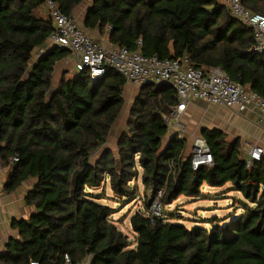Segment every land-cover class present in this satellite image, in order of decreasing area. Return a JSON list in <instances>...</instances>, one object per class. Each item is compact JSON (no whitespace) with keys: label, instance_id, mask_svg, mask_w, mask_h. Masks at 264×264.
Returning <instances> with one entry per match:
<instances>
[{"label":"trees","instance_id":"16d2710c","mask_svg":"<svg viewBox=\"0 0 264 264\" xmlns=\"http://www.w3.org/2000/svg\"><path fill=\"white\" fill-rule=\"evenodd\" d=\"M54 1L72 15L84 0ZM242 2L264 14V0ZM45 3L0 0V154L3 165H12L4 189L13 192L34 180L24 196L33 211L11 220L17 236L8 239L0 264H65V254L74 262L90 256V264H264V157L248 166L240 139L229 141L223 130L205 127L201 136L214 165L194 170L186 139L166 120L179 102L167 84L141 86L117 154L101 149L124 106L127 81L113 69L97 81L84 71L64 74L54 88L55 66L71 50L46 49L54 25L50 12H42ZM109 25L114 45L162 59L188 56L196 68L221 67L264 95V54L254 51L252 28L221 0H92L84 26L105 31ZM139 166L151 199L131 219L133 248L113 220L114 209L87 190L108 180L116 196L134 199L130 182ZM205 182H231L253 206L211 229L152 215L160 191L166 206L181 195L200 197Z\"/></svg>","mask_w":264,"mask_h":264},{"label":"built area","instance_id":"2783aa9c","mask_svg":"<svg viewBox=\"0 0 264 264\" xmlns=\"http://www.w3.org/2000/svg\"><path fill=\"white\" fill-rule=\"evenodd\" d=\"M229 9L231 15L250 26L254 34V51L264 54V14L248 9L242 0H221ZM52 18L54 30L48 43L51 46H61L71 50L75 59L76 74L88 71L93 80L104 77L108 69H113L124 76L127 83L144 86L147 84H167L174 88L178 96V105L166 120L170 128L184 131L179 121L181 114L193 99H202L210 104L236 109L238 112H252L264 120V95L245 88L239 82L233 81L221 67L196 68L190 63L189 57L182 59H162L157 54L145 55L140 49L130 50L127 47L113 45L107 47L89 36L72 15L65 14L54 0L45 3ZM112 26H107L110 32ZM142 45V40L138 41ZM44 49H41V52ZM176 124H172V119ZM182 136V135H181ZM194 170L202 166L214 165L213 154L203 137H197L189 154ZM264 157V147L250 144L247 152V163L261 160ZM13 160H18L17 156ZM3 158L0 154V169ZM162 191L154 201L151 213L162 215L160 198ZM65 264H90V256L74 262L69 254L64 256ZM29 264H40L31 260Z\"/></svg>","mask_w":264,"mask_h":264},{"label":"rangeland","instance_id":"374dc122","mask_svg":"<svg viewBox=\"0 0 264 264\" xmlns=\"http://www.w3.org/2000/svg\"><path fill=\"white\" fill-rule=\"evenodd\" d=\"M86 2L88 3L90 1L87 0ZM42 12L46 14V16L49 15V10L45 5L42 7ZM75 19L81 25L80 19L76 17ZM49 46L51 45L47 43L46 49L49 48ZM37 53L35 54L34 58H36V56L38 55ZM64 65V68L66 67L69 69L68 72H66L68 74V77H74L76 75L75 64H73L72 62L64 63ZM64 68L61 63H59V65L55 68L53 74L54 88L60 82V76L62 75V71ZM140 90L141 86L127 83L124 91V106L119 114L118 119L116 120L110 131L108 142L104 144L101 149L109 147L117 150L116 152H118V148L116 146L123 131L127 128L131 109L135 101L137 100ZM171 123L176 124V120L173 118ZM180 123L183 122L180 120ZM242 128L243 126H237L236 129L234 128L235 130L227 129L228 131H226L225 133L229 141L240 139L242 143L243 155L247 157V152L250 148V144H258L264 147V142L261 141V137H255L256 135L262 136V134H264V131H262L261 129L257 130L256 128L254 131V133L256 134L253 133L252 136L247 135L248 140H246V135H244L245 131L243 132ZM195 134L198 135V131ZM195 134H193V141H189L190 143L187 144V155H189L192 151V146L195 141ZM169 140L170 136L165 138L163 147L167 146ZM101 149L94 156L93 161L96 159V157H98V155H100ZM11 169V164H4L0 169V173H3L6 181ZM138 170V177L130 182L131 186L136 188L137 192V196L134 199L128 200L127 198L116 196L113 193L108 180L103 182L100 187L90 188L87 190V192L94 194V196L92 197L93 200H95L97 203L110 206L114 209L115 212L113 214V220L117 227L129 237L131 247L133 248H136L137 246V234L132 229L131 219L138 211H145L146 201L151 199V192H147L142 181L143 168L139 166ZM29 182H31V180L25 182L21 187H25V185ZM28 190L29 189H27L26 192ZM201 192L202 193L200 197L194 198L181 195L172 204L166 206L161 205L162 213L167 216L172 222L184 224L189 229L197 226L211 229L215 222H219L223 226L229 224L231 221L243 214L246 205H252L242 196V193L237 192V190L235 189V184L230 182L227 183L226 186L224 185L221 187H208L205 182L201 187ZM153 205L154 202L152 203V206Z\"/></svg>","mask_w":264,"mask_h":264},{"label":"crops","instance_id":"0c3cea01","mask_svg":"<svg viewBox=\"0 0 264 264\" xmlns=\"http://www.w3.org/2000/svg\"><path fill=\"white\" fill-rule=\"evenodd\" d=\"M86 1L87 0H84L79 6L74 9L72 16L80 19L82 28L93 39L107 47L113 46L114 44L110 41L109 32H107L106 30L101 31L98 28L89 29L84 26L86 14L88 12V9L92 5V0H89L90 2L88 3ZM72 62L73 64H75V59L71 54L64 60L59 61L56 64L55 68L59 65V63H61L64 68V63ZM68 70L69 69L66 67L63 69V73L60 76V79L63 74H66V72H68ZM180 120L184 123H181L182 126H184V131L180 132V134L183 138L186 139L187 143H190L189 141H193V134H195L197 131L199 134L194 135L195 139L197 137H202L201 130L205 127L211 129L219 128L226 132L228 131L227 129L235 130L237 126H243L242 130L243 132L245 131L244 135H246V140H248V136H252L256 128L257 130L261 129L262 131H264V120H262L252 112H238L236 109H229L224 106L210 104L202 99H193L187 106L185 111L181 114L179 121ZM172 131L179 132L177 128H172ZM255 137H261L262 140L260 138L259 139L264 142V134H262V136L256 135ZM109 149L113 150V152L117 154V150H114L112 148ZM5 183L6 179L4 178L3 173H0V253L4 251L8 239L12 236H17V233L13 231L10 226L11 220L13 218H28L33 211V208L25 204L24 196L26 190L32 187L34 180H31V182L26 184L25 187H20L16 191L10 193L5 191ZM208 187L213 186L208 185ZM237 192L241 193L238 190Z\"/></svg>","mask_w":264,"mask_h":264}]
</instances>
